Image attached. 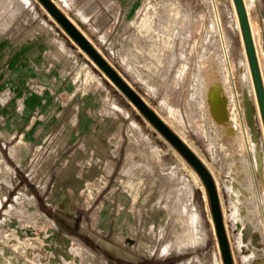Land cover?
<instances>
[{"label":"rangeland","instance_id":"374dc122","mask_svg":"<svg viewBox=\"0 0 264 264\" xmlns=\"http://www.w3.org/2000/svg\"><path fill=\"white\" fill-rule=\"evenodd\" d=\"M117 1L93 44L212 169L248 264L237 221L264 233V189L226 126L242 111L264 157V121L235 0ZM246 2L264 67V0ZM42 30L60 52L37 80L12 50ZM227 56L239 104L223 87L234 120L215 128L203 93ZM155 128L40 0H0V264H224L203 179Z\"/></svg>","mask_w":264,"mask_h":264},{"label":"water","instance_id":"95a60500","mask_svg":"<svg viewBox=\"0 0 264 264\" xmlns=\"http://www.w3.org/2000/svg\"><path fill=\"white\" fill-rule=\"evenodd\" d=\"M45 8L63 26L67 33L77 42V44L95 61L101 69L108 74L114 84L118 86L129 99L139 108V110L154 124V126L181 152V154L193 165L195 170L203 179L211 202L212 215L215 229L223 257L224 264H235L233 251L229 241L223 215L221 198L217 182L213 173L201 159L199 155L177 134L167 122L149 105V103L135 90L131 84L121 76L117 69L91 42V40L76 26V24L66 15L54 2V0H40ZM241 27L245 39V44L254 76L261 110L264 118V88L258 64L255 45L249 24V18L244 0H235Z\"/></svg>","mask_w":264,"mask_h":264},{"label":"bare ground","instance_id":"6f19581e","mask_svg":"<svg viewBox=\"0 0 264 264\" xmlns=\"http://www.w3.org/2000/svg\"><path fill=\"white\" fill-rule=\"evenodd\" d=\"M244 1H245V7H246V10H247V14H248L249 13V7L247 5L246 0H244ZM248 18H249V24H250V28H251V32H252L253 42H254V45H255V50H256V54H257L258 64H259L261 78H262V82H263V88H264V67L262 65V57H261L262 56L261 52H262V48L263 47L260 45V43L258 41L259 39H257V36L255 34V32H257V31H254V29H253V25L251 23V18H250L249 15H248ZM240 23H241V21H240ZM258 38H260V37H258ZM224 68H225V72H223V75H222L223 84H221V78L216 79V81L214 83L209 85V87L207 88V91H204V93H203L204 94V99H205V102H204L203 105L205 107L206 112H208V114L211 116L212 122H213V126L215 128H217L218 126H221V125H226L228 123V121H229V118H228L229 115H231L232 116V120H234V115H233L234 103H233L232 95L230 93L231 91H228V95L225 96L223 87L226 89V91H227V88H231L232 89V94H233V96H234V98L236 100V104L237 103L239 104V102H237L238 98H237V89H236L234 74H233L231 63L228 60V56H227V61H226V65H225ZM251 71H252V69H251ZM253 78H254V76H253ZM251 81H252L251 85H252V87L255 90V87H256L255 80L254 81L251 80ZM256 91H257V88H256ZM257 96H258V92H257ZM258 101H259V103H258ZM259 104H260V100H259V96H258L257 106H258V109H259L258 112L261 115L262 114V110L260 111L261 105L259 107ZM227 110H228V112H227ZM246 111H247V113H246L247 120H252L250 106L247 108ZM240 112H241L240 113L241 123H238V125H235V124L233 125L232 124L231 126H226L227 134L230 137H242L243 138L245 147H246L247 152L249 153V156L251 158L250 159L251 177H252V179L254 181L259 182L260 185L262 183V187L264 189V157H263V154H262L260 148L257 149V146H259V145L254 144L253 143L254 139L251 137V135L248 134V131H247V128H246V125H245V119L243 117L242 111H240ZM161 117L164 119L165 122H167L168 125H171V127L174 128L175 132L177 134H179V136H181V138L185 142H187L188 145L196 153L198 152V151H196L194 145L189 143L187 141V139L183 136V134L181 133L180 129H178L177 127H174L175 126L174 123L170 122L171 119H168V117L167 118H164L163 116H161ZM261 118H263V114H262ZM263 121H264V118H263ZM161 136L166 141H168L169 145H171L177 151L176 147L171 142H169V140H167V138L163 134H161ZM197 155H199V154L197 153ZM181 156H182V158L184 160H186L183 155H181ZM202 160L204 161V159H202ZM193 170L198 174V172L194 168H193ZM211 172H212V169H211ZM218 190H219V188H218ZM257 193H258V197H259V199H260V201L262 203V207H263V211H264L263 190H262V188L257 189ZM219 194H220V198H221L223 215H224V219H225L223 201H222V196H221L220 191H219ZM263 219H264V214H263ZM237 226H238V229L240 230V233H241V241L243 243V246H246L247 248L252 250L246 255L248 257V259L246 257V260L248 261V264H264V258H260V257H258L255 254V251H257L258 253L262 252V249L264 247V233H262L253 224H251L250 222H246V220H244L242 218L238 219ZM226 229H227V227H226ZM229 241H230V239H229ZM231 248H232V246H231ZM233 257H234V254H233ZM222 259H223V257H222Z\"/></svg>","mask_w":264,"mask_h":264},{"label":"crops","instance_id":"0c3cea01","mask_svg":"<svg viewBox=\"0 0 264 264\" xmlns=\"http://www.w3.org/2000/svg\"><path fill=\"white\" fill-rule=\"evenodd\" d=\"M56 0L58 7L69 16L76 26L91 40L92 43H101L106 35H110L111 26L110 12L113 15L119 12L117 0ZM117 6V8H116ZM115 13V14H114ZM29 30L30 29H25ZM45 30L32 32L29 36L36 37V41L23 43L12 52L21 53V65L23 70H32L37 74V80H46V72L57 61V54L60 52L54 44L45 39ZM19 57V56H18ZM17 57V58H18ZM20 59V58H18ZM17 59V60H18ZM50 80H61L54 75Z\"/></svg>","mask_w":264,"mask_h":264}]
</instances>
